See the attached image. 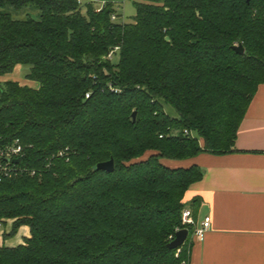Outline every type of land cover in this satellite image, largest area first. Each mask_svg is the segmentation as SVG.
I'll return each instance as SVG.
<instances>
[{
    "label": "trees",
    "instance_id": "obj_1",
    "mask_svg": "<svg viewBox=\"0 0 264 264\" xmlns=\"http://www.w3.org/2000/svg\"><path fill=\"white\" fill-rule=\"evenodd\" d=\"M113 1L0 0V76L40 84H0V146L29 171L0 182V222L31 231L0 264H189V239L168 246L204 172L165 163L233 151L264 83V0H139L131 23Z\"/></svg>",
    "mask_w": 264,
    "mask_h": 264
},
{
    "label": "crops",
    "instance_id": "obj_2",
    "mask_svg": "<svg viewBox=\"0 0 264 264\" xmlns=\"http://www.w3.org/2000/svg\"><path fill=\"white\" fill-rule=\"evenodd\" d=\"M23 66L0 76V84L16 82L39 89L40 84L27 79ZM200 141L203 147L204 142ZM171 168L200 167L204 176L188 191L186 203L200 198L196 217L190 206L186 211L193 224L189 230V264H264V83L254 96L240 125L232 152L224 155L201 154L187 162H170ZM211 228L204 241L195 230L205 218ZM14 221L0 227V248H17L31 237L30 228L22 226L14 236ZM187 239V240H188Z\"/></svg>",
    "mask_w": 264,
    "mask_h": 264
},
{
    "label": "built area",
    "instance_id": "obj_3",
    "mask_svg": "<svg viewBox=\"0 0 264 264\" xmlns=\"http://www.w3.org/2000/svg\"><path fill=\"white\" fill-rule=\"evenodd\" d=\"M79 4L93 2V0H77ZM116 5L120 6L123 3V0H114ZM106 2L103 1L100 3L97 12H100L105 6ZM112 20L116 21L117 16L113 15ZM114 57V52H111L108 56L109 59ZM188 134V132H186ZM24 156V148L20 144L18 140L14 141L12 144H8L5 146H0V182L5 178H11L13 176H17L18 174H23L29 172L27 169H22L17 166V162ZM31 175L34 176L35 172H31ZM190 214L188 212H184L183 224L190 225L193 224L192 219L190 218ZM0 222V227H1ZM211 228V218H205L201 227L195 230V237L198 241H204L206 234Z\"/></svg>",
    "mask_w": 264,
    "mask_h": 264
},
{
    "label": "water",
    "instance_id": "obj_4",
    "mask_svg": "<svg viewBox=\"0 0 264 264\" xmlns=\"http://www.w3.org/2000/svg\"><path fill=\"white\" fill-rule=\"evenodd\" d=\"M235 51L240 54V55H243L244 54V48L243 46H238L235 48ZM136 116L137 114L134 113L133 114V120L135 121L136 120ZM114 161L113 160H110L109 162H105V163H100L98 164L94 170L95 171H106V172H109V173H112L114 172ZM189 237V230L187 229H183V230H180L176 233L175 235V239L169 244V248L172 249V250H175V249H178L180 247H182L185 242L187 241Z\"/></svg>",
    "mask_w": 264,
    "mask_h": 264
},
{
    "label": "rangeland",
    "instance_id": "obj_5",
    "mask_svg": "<svg viewBox=\"0 0 264 264\" xmlns=\"http://www.w3.org/2000/svg\"><path fill=\"white\" fill-rule=\"evenodd\" d=\"M139 0H123V3L120 5L121 12L124 15V22L126 23H131L133 22V19L136 15V8H135V2H137ZM119 61V56H115L114 60H113V64L118 63ZM25 73H29V68L28 67H24ZM172 113V112H171ZM172 115H175V113H172ZM165 165H168V163H165Z\"/></svg>",
    "mask_w": 264,
    "mask_h": 264
}]
</instances>
